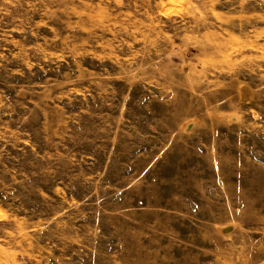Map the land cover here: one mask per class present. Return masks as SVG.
Segmentation results:
<instances>
[{"label":"rangeland","instance_id":"rangeland-1","mask_svg":"<svg viewBox=\"0 0 264 264\" xmlns=\"http://www.w3.org/2000/svg\"><path fill=\"white\" fill-rule=\"evenodd\" d=\"M0 264H264V0H0Z\"/></svg>","mask_w":264,"mask_h":264},{"label":"water","instance_id":"water-1","mask_svg":"<svg viewBox=\"0 0 264 264\" xmlns=\"http://www.w3.org/2000/svg\"><path fill=\"white\" fill-rule=\"evenodd\" d=\"M229 230H230V228H227V229H225L224 231L227 232V231H229Z\"/></svg>","mask_w":264,"mask_h":264}]
</instances>
